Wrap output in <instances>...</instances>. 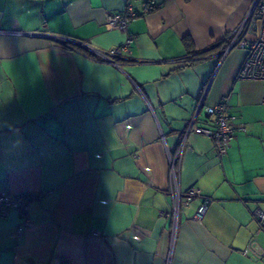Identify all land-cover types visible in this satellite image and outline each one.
I'll use <instances>...</instances> for the list:
<instances>
[{
  "label": "crops",
  "instance_id": "crops-1",
  "mask_svg": "<svg viewBox=\"0 0 264 264\" xmlns=\"http://www.w3.org/2000/svg\"><path fill=\"white\" fill-rule=\"evenodd\" d=\"M127 3L131 53L106 62L126 37L107 15ZM249 5L0 0V193L32 195L18 237V213L0 218V264H264V83L237 78L242 48L219 47ZM222 98L247 130L219 157L183 131L193 116L213 128L204 107ZM191 186L211 198L200 220L199 200L175 199Z\"/></svg>",
  "mask_w": 264,
  "mask_h": 264
},
{
  "label": "built area",
  "instance_id": "built-area-1",
  "mask_svg": "<svg viewBox=\"0 0 264 264\" xmlns=\"http://www.w3.org/2000/svg\"><path fill=\"white\" fill-rule=\"evenodd\" d=\"M154 8L155 4L152 1H148L141 10V13L146 14ZM138 14L139 13L134 9L133 5L127 3L121 12L107 15V27L126 32V37L119 46L108 51L97 52L98 58L106 62H113L114 57L128 58L131 53L130 47L135 39V36L128 32V27L132 19ZM253 30H255L253 37H249L247 33L253 32ZM230 34L228 46L223 54L233 47L242 48L245 52L244 58L239 65L237 78L259 80L264 83V0H250V5L245 15ZM81 45H85V43L82 42ZM262 101H264V97H262ZM200 106L201 104L199 107ZM204 110L208 116L212 117L215 126L213 128L199 126L195 123V116H193L185 125L183 131L184 136H187L189 133H195L209 138L215 147L217 155L220 157L227 152L234 134L239 131H246L247 126L243 122L238 121L236 115L227 112V102L224 98L213 105L205 106ZM178 155L179 153H177V156ZM181 196V192H176V201L179 197L178 205H188L193 199L199 200L193 217L195 220L202 219L211 202V198L203 195L201 189L196 186L189 187L183 193V197ZM31 198L32 195L28 193L20 195L10 194L5 191L0 193V218L7 217L9 212L13 209L19 215L20 223L16 228V237H18L24 229L32 225L29 213ZM177 207H174L175 211ZM256 218L258 233L264 230V212L257 210ZM244 252L253 253L257 257L262 255V252L256 249L254 238L251 239Z\"/></svg>",
  "mask_w": 264,
  "mask_h": 264
},
{
  "label": "trees",
  "instance_id": "trees-1",
  "mask_svg": "<svg viewBox=\"0 0 264 264\" xmlns=\"http://www.w3.org/2000/svg\"><path fill=\"white\" fill-rule=\"evenodd\" d=\"M227 45H228V40H224L220 43L219 47H220L221 53L227 48ZM211 49L212 47H208L204 50L197 51L195 53L193 51L189 52V55L187 56L189 62L193 63V61L201 60L203 56H205L207 52Z\"/></svg>",
  "mask_w": 264,
  "mask_h": 264
},
{
  "label": "water",
  "instance_id": "water-1",
  "mask_svg": "<svg viewBox=\"0 0 264 264\" xmlns=\"http://www.w3.org/2000/svg\"><path fill=\"white\" fill-rule=\"evenodd\" d=\"M74 41V43H76V44H78V45H81V43L82 42H78V41H76V40H73ZM85 46V45H84Z\"/></svg>",
  "mask_w": 264,
  "mask_h": 264
},
{
  "label": "flooded vegetation",
  "instance_id": "flooded-vegetation-1",
  "mask_svg": "<svg viewBox=\"0 0 264 264\" xmlns=\"http://www.w3.org/2000/svg\"><path fill=\"white\" fill-rule=\"evenodd\" d=\"M229 43V42H228ZM228 46V45H227Z\"/></svg>",
  "mask_w": 264,
  "mask_h": 264
}]
</instances>
